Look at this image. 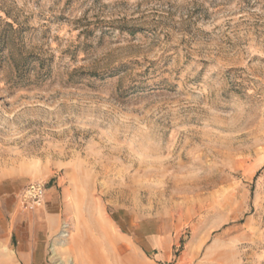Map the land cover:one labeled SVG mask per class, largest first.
Instances as JSON below:
<instances>
[{"label": "rangeland", "instance_id": "rangeland-1", "mask_svg": "<svg viewBox=\"0 0 264 264\" xmlns=\"http://www.w3.org/2000/svg\"><path fill=\"white\" fill-rule=\"evenodd\" d=\"M75 263L264 264V0H0V264Z\"/></svg>", "mask_w": 264, "mask_h": 264}, {"label": "built area", "instance_id": "built-area-1", "mask_svg": "<svg viewBox=\"0 0 264 264\" xmlns=\"http://www.w3.org/2000/svg\"><path fill=\"white\" fill-rule=\"evenodd\" d=\"M45 194V185L42 182L34 181L27 185L23 193V202L26 207L32 209L40 206Z\"/></svg>", "mask_w": 264, "mask_h": 264}, {"label": "bare ground", "instance_id": "bare-ground-1", "mask_svg": "<svg viewBox=\"0 0 264 264\" xmlns=\"http://www.w3.org/2000/svg\"><path fill=\"white\" fill-rule=\"evenodd\" d=\"M69 233H70V232H69ZM61 234H63V233L61 232ZM61 234H60V235H61ZM63 236H64V235H63ZM66 238H67V237H66ZM68 239H69V238H68ZM68 239H67V240H68ZM63 242H64V241H63ZM75 264H76V263H75Z\"/></svg>", "mask_w": 264, "mask_h": 264}, {"label": "crops", "instance_id": "crops-1", "mask_svg": "<svg viewBox=\"0 0 264 264\" xmlns=\"http://www.w3.org/2000/svg\"><path fill=\"white\" fill-rule=\"evenodd\" d=\"M48 191H49L48 193H50V194L52 193V191H50V190H48ZM4 248H5V247H4Z\"/></svg>", "mask_w": 264, "mask_h": 264}]
</instances>
